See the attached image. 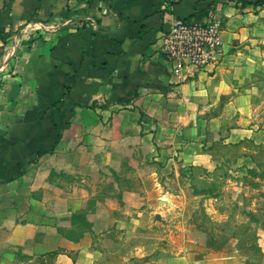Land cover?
Masks as SVG:
<instances>
[{
  "label": "crops",
  "instance_id": "crops-1",
  "mask_svg": "<svg viewBox=\"0 0 264 264\" xmlns=\"http://www.w3.org/2000/svg\"><path fill=\"white\" fill-rule=\"evenodd\" d=\"M244 1L264 0H0V264H244L171 222L163 183L264 143V5ZM210 15L220 61L178 70L163 33Z\"/></svg>",
  "mask_w": 264,
  "mask_h": 264
},
{
  "label": "rangeland",
  "instance_id": "rangeland-1",
  "mask_svg": "<svg viewBox=\"0 0 264 264\" xmlns=\"http://www.w3.org/2000/svg\"><path fill=\"white\" fill-rule=\"evenodd\" d=\"M217 151L220 155L210 167L168 168L163 183L179 199L171 222L186 224L191 237L205 241L216 254L264 264V143L246 140L220 145ZM51 175L68 189L92 182L91 174ZM112 179L107 173L100 177L104 182Z\"/></svg>",
  "mask_w": 264,
  "mask_h": 264
},
{
  "label": "built area",
  "instance_id": "built-area-1",
  "mask_svg": "<svg viewBox=\"0 0 264 264\" xmlns=\"http://www.w3.org/2000/svg\"><path fill=\"white\" fill-rule=\"evenodd\" d=\"M223 21L210 15L205 22L177 18L165 30L161 51L180 70L216 65L223 54Z\"/></svg>",
  "mask_w": 264,
  "mask_h": 264
},
{
  "label": "trees",
  "instance_id": "trees-1",
  "mask_svg": "<svg viewBox=\"0 0 264 264\" xmlns=\"http://www.w3.org/2000/svg\"><path fill=\"white\" fill-rule=\"evenodd\" d=\"M246 3H253V4H260V5H264V1H257V2H245L244 1V4ZM41 155V154H40ZM83 217V215L81 213H76L73 215V218L74 219H81Z\"/></svg>",
  "mask_w": 264,
  "mask_h": 264
}]
</instances>
